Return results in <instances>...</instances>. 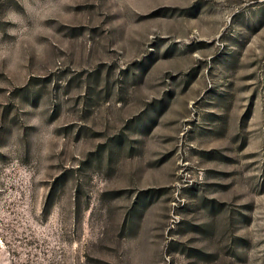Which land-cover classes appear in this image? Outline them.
Here are the masks:
<instances>
[{"label": "rangeland", "instance_id": "rangeland-1", "mask_svg": "<svg viewBox=\"0 0 264 264\" xmlns=\"http://www.w3.org/2000/svg\"><path fill=\"white\" fill-rule=\"evenodd\" d=\"M0 264H264V0H0Z\"/></svg>", "mask_w": 264, "mask_h": 264}]
</instances>
